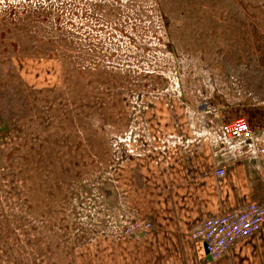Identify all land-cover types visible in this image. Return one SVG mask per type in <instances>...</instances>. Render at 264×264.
Segmentation results:
<instances>
[{
    "label": "rangeland",
    "instance_id": "obj_1",
    "mask_svg": "<svg viewBox=\"0 0 264 264\" xmlns=\"http://www.w3.org/2000/svg\"><path fill=\"white\" fill-rule=\"evenodd\" d=\"M92 1L0 15V264H111L138 217L118 168L166 101L264 120V0Z\"/></svg>",
    "mask_w": 264,
    "mask_h": 264
},
{
    "label": "crops",
    "instance_id": "obj_2",
    "mask_svg": "<svg viewBox=\"0 0 264 264\" xmlns=\"http://www.w3.org/2000/svg\"><path fill=\"white\" fill-rule=\"evenodd\" d=\"M178 105L166 101L163 115L154 113L155 121L150 116V121L162 126L140 129L145 148L138 156L127 153L118 168V181L128 192L127 205L152 227L140 239L113 245L106 263L264 264V224L216 259H208L203 242L192 238L207 218L248 203L264 205V157L249 149L248 141L213 142L215 128L234 116L221 110L206 112L203 103L185 104L198 111L192 127L185 107ZM246 113L253 129H264L256 110ZM195 131L204 136H196ZM218 166L225 168L223 177L214 172Z\"/></svg>",
    "mask_w": 264,
    "mask_h": 264
},
{
    "label": "built area",
    "instance_id": "obj_3",
    "mask_svg": "<svg viewBox=\"0 0 264 264\" xmlns=\"http://www.w3.org/2000/svg\"><path fill=\"white\" fill-rule=\"evenodd\" d=\"M204 105L205 108L202 109H205L206 112L217 111L215 108L209 107L206 104ZM184 107L185 113L190 117V126L194 127V117L197 116L198 111L190 108V106L184 105ZM195 134L196 136H204L201 132L195 131ZM213 134V142L217 145L228 144L230 141L236 139L248 141L249 149L252 148L257 156L264 157V129H253L250 123L243 117L220 123L213 131ZM141 142H143L141 150L129 145L126 152L130 155L138 156L145 148V136L143 138L139 137V143ZM214 172L218 177H223L225 175V168L218 166ZM263 224L264 205L248 203L240 209L223 212L201 221L194 229L192 238L203 242L207 257L216 259L226 254L234 242L253 236L261 229ZM151 227L150 222L140 220L139 217H134L125 235L139 238V236L148 232Z\"/></svg>",
    "mask_w": 264,
    "mask_h": 264
},
{
    "label": "trees",
    "instance_id": "obj_4",
    "mask_svg": "<svg viewBox=\"0 0 264 264\" xmlns=\"http://www.w3.org/2000/svg\"><path fill=\"white\" fill-rule=\"evenodd\" d=\"M58 2L61 4L60 10L61 13L59 14L58 12L55 13V10L52 9V0H0V15L5 16L6 14L11 15V14H16L21 12L24 16L28 17H34V16H40L44 20L45 24H51L53 23V20L56 24L61 23L63 24L65 21V18L60 17V15L66 14V13H71V14H77V13H83L87 11V7H76L74 4L73 8H67L66 3L64 0H58ZM77 2V1H76ZM93 1L91 0V3ZM69 5V4H68ZM92 11L97 10L96 5L91 7ZM54 13V16L52 15ZM95 19V17H93ZM83 18L78 19V21H82ZM68 26L73 28L75 21L71 19L66 18L65 22ZM108 25V24H106ZM82 26V25H81ZM109 26H111L109 24ZM58 30V29H56ZM61 30H63V27L61 26ZM110 30L117 31L116 26L115 27H110L109 30L106 31V33H110ZM124 30V29H123ZM111 31V32H113ZM122 32V30H119ZM125 31V30H124ZM62 36H64L63 33H61ZM110 35V34H109ZM65 37V36H64ZM143 37H141L142 39ZM79 44L78 46H82L85 48V37L80 36L79 38ZM89 44L91 45H96V47L99 45L100 42L94 43L90 40H88ZM93 48H96L94 46H90ZM2 109V108H1ZM12 124L11 119L5 118V114H2L0 110V132L5 131L7 126ZM1 138V135H0ZM1 157V155H0Z\"/></svg>",
    "mask_w": 264,
    "mask_h": 264
},
{
    "label": "water",
    "instance_id": "obj_5",
    "mask_svg": "<svg viewBox=\"0 0 264 264\" xmlns=\"http://www.w3.org/2000/svg\"><path fill=\"white\" fill-rule=\"evenodd\" d=\"M204 248H205V245H204ZM208 259H210L209 257H207Z\"/></svg>",
    "mask_w": 264,
    "mask_h": 264
}]
</instances>
